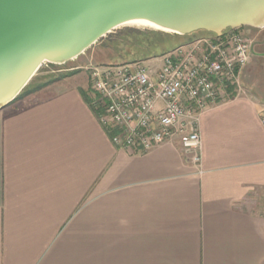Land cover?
I'll use <instances>...</instances> for the list:
<instances>
[{
	"label": "crops",
	"instance_id": "0c3cea01",
	"mask_svg": "<svg viewBox=\"0 0 264 264\" xmlns=\"http://www.w3.org/2000/svg\"><path fill=\"white\" fill-rule=\"evenodd\" d=\"M259 57L200 112L199 165L115 145L77 76L1 109L0 264H264Z\"/></svg>",
	"mask_w": 264,
	"mask_h": 264
},
{
	"label": "built area",
	"instance_id": "2783aa9c",
	"mask_svg": "<svg viewBox=\"0 0 264 264\" xmlns=\"http://www.w3.org/2000/svg\"><path fill=\"white\" fill-rule=\"evenodd\" d=\"M253 53L249 35L228 29L178 46L162 64L94 66V108L120 148L144 153L179 137L189 160L199 165V114L223 90L241 89V72Z\"/></svg>",
	"mask_w": 264,
	"mask_h": 264
},
{
	"label": "water",
	"instance_id": "95a60500",
	"mask_svg": "<svg viewBox=\"0 0 264 264\" xmlns=\"http://www.w3.org/2000/svg\"><path fill=\"white\" fill-rule=\"evenodd\" d=\"M130 22L160 30V42L200 30L264 27V0H0V110L46 63L78 58Z\"/></svg>",
	"mask_w": 264,
	"mask_h": 264
},
{
	"label": "rangeland",
	"instance_id": "374dc122",
	"mask_svg": "<svg viewBox=\"0 0 264 264\" xmlns=\"http://www.w3.org/2000/svg\"><path fill=\"white\" fill-rule=\"evenodd\" d=\"M239 31L249 35L254 40L255 51L264 53V27L254 28L246 26ZM161 33L160 30L149 26L129 23L122 25L74 60L64 64L52 65L53 63H44L34 76L33 81L31 80L32 83L27 87L26 91L38 84L77 76V85L83 87L90 96L96 97L92 89L90 68L132 62H144L151 65L162 64L163 57L166 55L164 52L199 37L212 35L200 32L195 33L188 39L176 37L170 42H160ZM259 60L262 65L256 67L254 74L257 75L258 73L264 82V58L259 57ZM240 87H243L242 81ZM237 88L238 86L233 87L230 91H235Z\"/></svg>",
	"mask_w": 264,
	"mask_h": 264
},
{
	"label": "trees",
	"instance_id": "16d2710c",
	"mask_svg": "<svg viewBox=\"0 0 264 264\" xmlns=\"http://www.w3.org/2000/svg\"><path fill=\"white\" fill-rule=\"evenodd\" d=\"M244 27H246V26H241V27H239V28H236L238 31L241 29V28H244ZM200 32H206V33H210V34H212V35H215L214 33H211V32H207V31H204V30H200V31H197V32H194V33H191V34H186V35H180V34H175L174 33V35L176 36V37H178V38H183V39H188L189 37L191 38V36L192 35H194L195 33H200ZM104 38H102V39H100L99 41H101V40H103ZM189 41V40H188ZM188 43V42H187ZM186 44V43H185ZM181 45H183V44H181ZM178 46H180V45H178ZM178 46H176V47H174V48H172L171 50H168V51H166V52H164V54H166V53H168V52H170V51H172V50H174L175 48H177ZM52 64V63H51ZM52 65H54V64H52ZM34 79V78H33ZM33 79H32V81H33ZM32 81L23 89V91L19 94V96L18 97H20V96H22L23 94H24V92H26V89H27V87L32 83ZM47 83V82H46ZM46 83L45 84H41L38 88H36V89H39V88H41L43 85H46ZM232 87H230L229 89H231ZM17 97V98H18ZM96 98V97H95ZM94 98V99H95ZM93 101V100H92ZM113 134V133H112Z\"/></svg>",
	"mask_w": 264,
	"mask_h": 264
},
{
	"label": "bare ground",
	"instance_id": "6f19581e",
	"mask_svg": "<svg viewBox=\"0 0 264 264\" xmlns=\"http://www.w3.org/2000/svg\"><path fill=\"white\" fill-rule=\"evenodd\" d=\"M129 24H137V25H142V26H149V27H152V28H155L149 24H145V23H140V22H130ZM157 29V28H156Z\"/></svg>",
	"mask_w": 264,
	"mask_h": 264
}]
</instances>
